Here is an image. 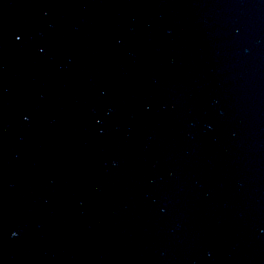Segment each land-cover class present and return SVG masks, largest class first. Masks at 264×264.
I'll return each mask as SVG.
<instances>
[{
    "label": "water",
    "instance_id": "95a60500",
    "mask_svg": "<svg viewBox=\"0 0 264 264\" xmlns=\"http://www.w3.org/2000/svg\"><path fill=\"white\" fill-rule=\"evenodd\" d=\"M0 264H264V249L184 192L57 39L0 0Z\"/></svg>",
    "mask_w": 264,
    "mask_h": 264
},
{
    "label": "snow or ice",
    "instance_id": "6c2138e0",
    "mask_svg": "<svg viewBox=\"0 0 264 264\" xmlns=\"http://www.w3.org/2000/svg\"><path fill=\"white\" fill-rule=\"evenodd\" d=\"M16 39L19 40V39H21V37L20 36H16Z\"/></svg>",
    "mask_w": 264,
    "mask_h": 264
},
{
    "label": "clouds",
    "instance_id": "9594fccd",
    "mask_svg": "<svg viewBox=\"0 0 264 264\" xmlns=\"http://www.w3.org/2000/svg\"><path fill=\"white\" fill-rule=\"evenodd\" d=\"M12 235H13V236H15V235H16V233H15V232H13V233H12Z\"/></svg>",
    "mask_w": 264,
    "mask_h": 264
}]
</instances>
